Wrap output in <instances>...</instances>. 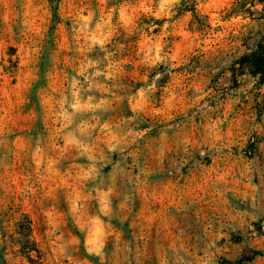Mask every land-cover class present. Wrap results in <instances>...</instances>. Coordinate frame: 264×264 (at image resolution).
Returning <instances> with one entry per match:
<instances>
[{
	"label": "clouds",
	"instance_id": "1",
	"mask_svg": "<svg viewBox=\"0 0 264 264\" xmlns=\"http://www.w3.org/2000/svg\"><path fill=\"white\" fill-rule=\"evenodd\" d=\"M0 264H264V0H0Z\"/></svg>",
	"mask_w": 264,
	"mask_h": 264
}]
</instances>
